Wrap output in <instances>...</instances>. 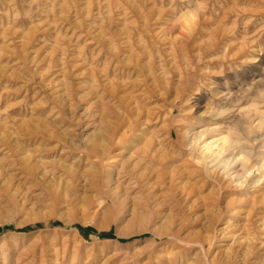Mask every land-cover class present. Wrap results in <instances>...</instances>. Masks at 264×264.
Segmentation results:
<instances>
[{
  "label": "rangeland",
  "instance_id": "rangeland-1",
  "mask_svg": "<svg viewBox=\"0 0 264 264\" xmlns=\"http://www.w3.org/2000/svg\"><path fill=\"white\" fill-rule=\"evenodd\" d=\"M263 92L264 0H0V257L264 264V187L221 194L201 154L230 131L264 151ZM121 117L120 135L139 124L131 152L100 158ZM210 126L221 131L187 146Z\"/></svg>",
  "mask_w": 264,
  "mask_h": 264
},
{
  "label": "bare ground",
  "instance_id": "bare-ground-1",
  "mask_svg": "<svg viewBox=\"0 0 264 264\" xmlns=\"http://www.w3.org/2000/svg\"><path fill=\"white\" fill-rule=\"evenodd\" d=\"M194 18L195 17H188L186 18L187 22L190 23V25H192V23L194 22ZM115 93V92H114ZM264 93V92H263ZM260 97V95H259ZM262 98V97H261ZM260 98V99H261ZM119 99V98H118ZM263 99V98H262ZM125 105V104H124ZM126 106V105H125ZM264 106V103H263ZM257 109V108H256ZM255 109V111H256ZM261 110V109H259ZM264 110V108H263ZM258 111V110H257ZM110 112V111H109ZM115 112V110L113 111ZM252 112V111H251ZM260 112V111H259ZM153 113V112H152ZM249 113V112H248ZM222 114V113H221ZM123 115V113H122ZM214 115V113H213ZM129 116V115H128ZM151 116V115H150ZM211 116V115H210ZM217 116V115H216ZM222 116V115H221ZM250 116V115H249ZM254 116V115H253ZM114 117V116H113ZM112 117V118H113ZM116 117V116H115ZM126 117V116H124ZM214 117V116H213ZM219 117V115L217 116ZM118 118V117H117ZM213 119V118H212ZM255 119V118H254ZM260 119V118H259ZM262 122L260 124H262V128L264 127V118H261ZM132 120V119H131ZM121 124L118 126L114 125H109L108 129L106 130V139H107V144H108V149L106 151H104L102 154H99L100 158L107 156L109 154V152H111L112 150H114L115 147L120 146L122 149L131 152V144L132 141H134L135 136L133 137V134L136 133L137 130H139V124L136 123L132 128V136H127L126 134L124 135H120L118 134V128L120 129V127L124 124H126V121L124 120L123 117H121L120 119ZM256 121V120H255ZM217 122V121H216ZM225 122V121H224ZM223 122V123H224ZM257 122V126L258 127V120ZM130 123V122H129ZM152 124V123H151ZM214 124V123H213ZM222 124V123H221ZM193 125V124H192ZM213 126V125H212ZM220 126V125H219ZM215 126V127H208L205 128L203 130L200 131H194L192 133H188L187 137H186V143L187 146H189L190 148L194 149L197 148L200 142L203 141V139L207 140L210 136H215V134L217 135L220 131H221V126ZM255 126V125H254ZM192 127V126H191ZM194 127V126H193ZM196 127V126H195ZM253 127V126H252ZM155 128V127H154ZM153 129V128H152ZM237 129V126H236ZM256 129V128H255ZM254 128L252 130L249 129L248 133H253L254 131H256ZM261 129V128H260ZM146 130V129H144ZM143 130V131H144ZM247 130V129H246ZM264 130V129H263ZM174 131V130H173ZM188 131V130H187ZM224 131V130H223ZM233 131V130H232ZM260 130H258L259 132ZM145 132V131H144ZM140 133V132H139ZM232 132H229V137L228 138H222V139H217V140H213L209 143H206L203 148H202V158H203V167L205 169L206 174L209 177L215 176L214 178H216V183L219 184V191L222 194V192L225 189H229L231 191H235V192H241L244 193L246 196H255V194L260 191L261 189H263L264 187V151L258 152L257 154V147H255V144H251V145H246L242 148H238V140L233 137L235 135L232 136L231 134ZM236 133V132H234ZM145 134V133H144ZM153 134V133H152ZM223 134V133H222ZM130 135V134H129ZM138 135V134H137ZM140 135V134H139ZM156 135V134H155ZM168 135V133H167ZM256 135V134H255ZM260 135V134H259ZM262 135V134H261ZM264 135V134H263ZM141 136V135H140ZM240 136V135H239ZM254 136V135H253ZM257 136V135H256ZM138 138V137H136ZM157 138V137H156ZM168 138V137H167ZM207 138V139H206ZM241 140V139H240ZM253 141H258L257 137L252 139ZM205 142V141H204ZM203 142V143H204ZM262 144H264V140L261 141ZM162 144V143H161ZM155 145L154 141H151L149 147L150 149L153 148ZM261 145V144H260ZM259 146V145H258ZM263 146V145H262ZM262 149V148H261ZM135 150V149H134ZM259 151V150H258ZM124 152V151H123ZM152 152V150L146 151L145 152V158H150L151 160H154L156 157L151 155L150 153ZM133 153V152H132ZM261 155V157H257L255 161H251L255 155ZM168 155V154H167ZM256 155V156H257ZM164 157V156H163ZM168 157V156H167ZM124 158V157H123ZM127 158V157H126ZM147 159V160H150ZM165 157L163 159H161L160 161L163 162V164H165ZM130 160L131 158L128 157L127 160H125L123 162L124 166H127L128 169H130L131 173H132V169L135 170L136 165H130ZM198 160V159H197ZM196 160V162H197ZM199 164V162H197ZM139 165V164H138ZM141 165V164H140ZM102 166V165H101ZM145 168V167H144ZM197 172V171H195ZM129 173V172H128ZM192 174V172H191ZM199 174V173H197ZM193 177V174L191 175ZM200 176V175H199ZM201 177V176H200ZM144 178H147V176L145 175ZM218 178V179H217ZM220 178V179H219ZM197 179V178H196ZM206 181V180H205ZM224 181H227L225 183V185L223 184ZM227 184V185H226ZM205 187V186H204ZM200 190V189H199ZM199 192V191H198ZM185 196H186V200L189 202V200H191L190 198L196 195V189L192 186V189L190 191H188L186 189V191L184 192ZM200 193V192H199ZM202 193V192H201ZM200 193V194H201ZM198 195V194H197ZM196 195V196H197ZM235 195V194H234ZM198 197V196H197ZM196 198V197H195ZM219 198V196H218ZM200 199V198H199ZM199 199H196L193 201V204L195 206V204L197 205V203H199ZM243 199V197L241 198V200ZM264 199V198H263ZM247 201V200H245ZM263 201V200H262ZM233 202V201H232ZM231 202V203H232ZM192 203V202H191ZM218 203V202H216ZM242 203V202H241ZM263 203V202H262ZM221 204V203H219ZM243 204V203H242ZM241 204V205H242ZM257 204V199H255L254 197V205ZM194 206H190L189 212L192 214H197V207L196 209L194 208ZM204 206V205H203ZM264 206V205H262ZM227 207V206H226ZM254 207V206H253ZM261 207V206H260ZM222 208V207H221ZM228 210V209H227ZM242 212V211H241ZM219 215V214H218ZM239 215V214H238ZM263 215V214H262ZM191 216V215H190ZM231 217V216H230ZM223 218V217H222ZM193 219V218H192ZM202 219L201 215H198L193 222L190 220V218L188 216H186L185 221L192 224V225H196L198 222H200V220ZM208 221V220H207ZM214 221V220H212ZM264 221V220H263ZM185 222V223H186ZM209 222V221H208ZM218 222V221H217ZM216 222V223H217ZM187 223V224H188ZM197 226V225H196ZM185 224L182 223L181 228L178 231H174V230H169L168 232V236H172L177 240H180L178 238L179 236V232L183 231V229L185 228ZM189 228V227H188ZM213 229V228H212ZM214 230V229H213ZM212 231V230H211ZM192 233V232H191ZM171 237V238H172ZM183 242H186L187 244H192V243H201L203 241H205V239L202 237V235L196 234V236H192V235H188L187 237L183 238L182 240ZM181 243V242H180ZM204 243V242H203ZM7 244V243H6ZM182 244V243H181ZM2 246V245H0ZM6 246V245H5ZM193 247V246H192ZM3 248V247H2ZM9 249V247H7ZM2 250V249H0ZM11 250V249H10ZM200 255H196L197 256V261L194 262L193 264H223L220 262V260H213V261H209L208 259V254L205 253L204 255H202L203 253L199 252ZM8 254V253H7ZM198 254V253H197ZM3 256V255H2ZM211 256V255H210ZM11 258V256H10ZM2 259V261H1ZM225 262V261H224ZM6 264V256L4 255L3 257H0V264ZM226 263H229L228 261ZM164 264V263H163ZM172 264H189V260H185L183 258L181 259H174ZM192 264V263H191Z\"/></svg>",
  "mask_w": 264,
  "mask_h": 264
}]
</instances>
